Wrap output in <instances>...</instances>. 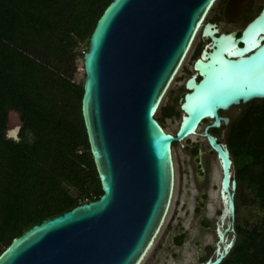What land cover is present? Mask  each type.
<instances>
[{
  "label": "water",
  "instance_id": "1",
  "mask_svg": "<svg viewBox=\"0 0 264 264\" xmlns=\"http://www.w3.org/2000/svg\"><path fill=\"white\" fill-rule=\"evenodd\" d=\"M219 1L110 3L83 57L82 115L103 195L25 230L0 254V264H143L173 204L174 144L196 136L204 121L211 122L203 138L221 173L209 196L220 215L215 257L199 264H223L231 255L238 182L227 143L210 130L229 125L220 113L264 100V8L240 38L217 37L207 18ZM200 33L211 40L195 65L202 79L196 74L186 84L181 124L172 134L156 115ZM200 160L204 172L202 151ZM202 202L208 218L209 200Z\"/></svg>",
  "mask_w": 264,
  "mask_h": 264
},
{
  "label": "trees",
  "instance_id": "2",
  "mask_svg": "<svg viewBox=\"0 0 264 264\" xmlns=\"http://www.w3.org/2000/svg\"><path fill=\"white\" fill-rule=\"evenodd\" d=\"M112 1L0 0V254L25 230L103 195L82 115L84 81L74 75ZM241 108L225 142L259 215L243 224L236 216L237 243L223 264H264V100Z\"/></svg>",
  "mask_w": 264,
  "mask_h": 264
},
{
  "label": "rangeland",
  "instance_id": "3",
  "mask_svg": "<svg viewBox=\"0 0 264 264\" xmlns=\"http://www.w3.org/2000/svg\"><path fill=\"white\" fill-rule=\"evenodd\" d=\"M220 2L221 0L217 3L210 17L220 13L219 9H221V5H222V3ZM243 24L233 25L230 22H227L226 24L222 23L221 25L224 30L230 31V30H234L237 27H241V25ZM195 46H197V43L195 44ZM193 51H194V48H193ZM193 53L194 52H191V55L188 57L187 61L185 62L183 66L184 69L191 67V64L193 61L192 60ZM183 71L184 70H182L181 74L179 75L180 77L175 79L176 81L172 84L169 92L167 93L161 110L156 115V118L160 121L162 117L164 116V110L162 109L164 107L165 108L169 107L172 104V97H174V94H175L174 92L176 88L178 87L179 80H182V83H183L184 77L188 76L186 75L182 77L181 75ZM74 80L75 82H81L85 80L84 66H83L82 60L78 61L77 71L74 75ZM181 96L182 95H180V97ZM176 107L177 108L179 107L178 101H176ZM241 111H242V108L241 106H239V107L232 108L229 112L224 113V115L225 116H228V115L236 116L239 113H241ZM179 122H180V116H178L175 120L167 118L163 123H164L165 129L168 132L175 134L178 128ZM207 124L208 122H204L201 125V127L199 128V133H200L199 135H196L190 138L189 140H186L182 143H178L174 145L173 156H174L175 170H176V189H175L173 204H172L170 213L167 217V222L164 226L163 232L161 236L159 237L156 245L152 249L151 253L149 254L148 258L143 264H151L154 261V256L157 250L159 249L160 244L163 242V240L167 239V237L169 238L170 232L168 234V229H167L169 226L168 224L171 222L172 217L175 215V212L178 209V207L180 208V211H182V206L185 203L187 204L186 206L189 208L183 211L181 216L185 218L184 219L185 222L187 223L189 229H191L190 230L191 236H190L189 241L187 242V247L192 246L193 252L189 256V258L178 260L176 264H199L209 258L215 257L214 249H215V242H216V237H215L216 234L214 233V228L210 225L211 226L210 228L205 229V227L202 226V221L206 219L205 214L203 212H200L199 214L195 211L197 208L202 206L200 199L201 198L203 199V196H204L203 194L206 193L207 191L206 190L207 185L206 183H203L201 181L199 182L197 180L198 174L194 170V168L197 167L196 158L193 157L190 149L186 150V146L193 148V146L195 145H199L201 149H203V156L206 161L208 160L209 162H211V166L213 167V171L215 173V176H214L215 178L213 182L217 186H219L221 173H220L217 160L215 158V155H212V153L209 151L206 141L201 135L204 127ZM20 128H21V123H20L19 117L16 113L12 112L9 117L8 136L16 139L18 137ZM226 133H227V130H225L224 133L222 132V130L219 131L218 137L222 139L223 142L225 141ZM234 171H235V168H234ZM188 192H190L191 198L186 197V194ZM214 198L216 199V195L214 196ZM252 199H253V195L251 193V190L245 185H240L238 182V188L236 192V201L237 200L239 201V206H238L239 209H237V206H236V209H237L236 216L238 218L237 219L238 223L243 224L245 220L255 221L258 218V215H259L258 208L254 205L249 204L248 202V200H252ZM246 200H247V203H245ZM179 201H180V205L178 206ZM214 204L211 207L212 209L215 207ZM188 210H189V215L186 216V212ZM209 213L210 214H206L207 217H211L212 215L214 216L217 214L216 209H214L213 213L212 212H209ZM174 225L175 226L178 225V221H175ZM195 242L202 243V247H204L207 244L212 245L214 249L210 248V250H208L206 254L204 253L203 250L201 252H197L196 247H195L196 245Z\"/></svg>",
  "mask_w": 264,
  "mask_h": 264
},
{
  "label": "flooded vegetation",
  "instance_id": "4",
  "mask_svg": "<svg viewBox=\"0 0 264 264\" xmlns=\"http://www.w3.org/2000/svg\"><path fill=\"white\" fill-rule=\"evenodd\" d=\"M220 3H222L221 9H219L220 13L210 17L212 11L215 9L214 8L207 18V23L215 25L216 29L219 31L217 34V37H219L222 34L229 35V34H232L233 32H236L237 38H240L242 36V32L246 28V26L250 22H252L261 13L262 9L264 8V0H221ZM227 22H230L233 25L234 24H236V25L243 24V22H244V24L241 25V27L235 28L234 30L226 31L222 28L221 24L222 23L226 24ZM196 43H197V46H195ZM210 44H211V40L209 38H204L202 33H200V35L197 37V39L194 43V46H193L194 51H193V48L191 50V52H194L193 56H192L193 59L191 58L193 60L191 67L187 68V69L185 68L186 71L184 68L182 69L184 71H183L181 76L182 77L186 76V75H188V76L184 77L183 83H182V80H179L178 87L176 88V90L174 92L175 93L174 97H172V104L169 107H166L169 109H173L174 112L172 113V115L170 117L169 116L166 117L164 115L162 117L161 121L158 120L164 129H165V127H164L163 122L167 118L175 120L178 116H180V122H179L177 130L179 129L180 124H181V119L183 116V111H182L181 107L184 103L185 95L188 93V91L186 90V84L196 74L198 75L197 71L195 70V65L201 59L203 53L206 50H208V47L210 46ZM190 55H191V53H190ZM182 70L180 71L179 75L181 74ZM179 75L177 76V78L180 77ZM196 79L199 82L202 78L200 77V75H198ZM180 95H182V96L180 97ZM176 101H178V104H179L178 108L176 107ZM240 106H242V105H240ZM220 114H221V116H225L224 113H220ZM225 117H229L230 122H231V120L235 116L228 115ZM204 122H208V124L203 129V132L201 134L202 137L204 135L205 128L209 124H211L210 121H204ZM201 125H200V127H201ZM228 126H225L224 124H222L220 126V128L210 130V134L215 136L219 142H223L222 139H220L218 137L219 131L222 130L223 133L225 130L228 131ZM177 130H176V132H177ZM199 134L200 133H199V129H198L197 135H199ZM205 141H206V144L208 146L209 151L212 153V155H215L210 150L206 139H205ZM188 142H190V141H188ZM175 144H178V143H175ZM189 149L191 150V154L193 155V157L196 158V166L197 167H195L194 170L198 174L197 180L200 182V180L202 179L203 183H206V185H207V188H206L207 191H206V193L203 194L204 195L203 199L202 198L200 199L202 206L197 208L195 211L199 214H200V212H203L205 214L206 213V210H205L206 206L202 201L209 200L210 191H211V189L212 190L214 189V187H211V186H213L215 184L213 182V180L215 178L214 177L215 173L213 171V167L211 166V162H209L208 160L206 161L204 156H203V163H204L205 171L204 172L202 171L203 165H202L201 160H200V152L202 151V154H203V149H201V147L199 145H195V146H193V148L186 146V150H189ZM190 196H191L190 192H188L186 194V197L191 198ZM179 205H180V201H179L178 206ZM186 205L187 204L185 203L182 206V211H180L179 207L176 210L175 215L172 217L171 222L168 224L169 225L167 228L168 234L170 232L169 238L166 236L167 239L163 240V242L160 244V247L154 256V261L151 264H176V262L178 260L189 258V256L192 254V252H193L192 246L187 247V242L189 241L190 236H191V234H190L191 229H189L187 223L185 222V220H184L185 218L181 216L183 211H185V210H187V208H189ZM216 212H217L216 215H214V216L212 215L211 217H208L202 221V226L205 227V229L210 228L212 226L214 228V233H215V227H216L215 226L216 218H217V216L220 215L219 211H216ZM188 215H189V210L186 212V216H188ZM175 221H178V225H176V226L174 225ZM195 243H196L195 247H196L197 252H201L203 250L204 253L206 254L207 251L210 250V248H213L212 245L207 244L204 247H202V243H200V242H195ZM214 251H215V249H214ZM205 261H203V262H205Z\"/></svg>",
  "mask_w": 264,
  "mask_h": 264
},
{
  "label": "bare ground",
  "instance_id": "5",
  "mask_svg": "<svg viewBox=\"0 0 264 264\" xmlns=\"http://www.w3.org/2000/svg\"><path fill=\"white\" fill-rule=\"evenodd\" d=\"M219 197H218V192H217V194H216V201H219V199H218ZM211 199H212V197H210L209 198V203H208V209H209V212H214V208L212 209L211 207H212V204L210 203V201H211ZM217 208H221V205H220V203H218V207ZM218 211V210H217ZM217 213V212H216Z\"/></svg>",
  "mask_w": 264,
  "mask_h": 264
}]
</instances>
